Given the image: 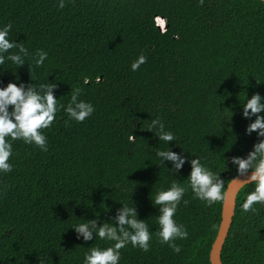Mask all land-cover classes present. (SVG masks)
Here are the masks:
<instances>
[{
    "label": "trees",
    "instance_id": "obj_1",
    "mask_svg": "<svg viewBox=\"0 0 264 264\" xmlns=\"http://www.w3.org/2000/svg\"><path fill=\"white\" fill-rule=\"evenodd\" d=\"M7 23L12 39L48 59L40 68L6 62L0 86L17 77L26 85L55 82L65 107L79 88L95 111L76 123L61 109L42 130L47 151L13 142V170L0 174V264H82L86 247L107 245L85 243L71 227L94 213L107 222L120 203L133 202L153 236L147 253L131 244L121 249L120 264H211L223 201L208 206L189 188L174 217L188 232L175 241L180 253L156 235L151 199L173 179L187 187L190 165L173 176L171 163L156 156L167 145L148 128L159 117L177 137L170 149L201 157L226 190L237 175L231 157L246 156L258 142L245 134L240 103L264 96V2L65 0L60 9L58 0H0V25ZM141 54L146 62L132 71ZM253 187L238 193L224 264H264V205L241 211Z\"/></svg>",
    "mask_w": 264,
    "mask_h": 264
},
{
    "label": "clouds",
    "instance_id": "obj_2",
    "mask_svg": "<svg viewBox=\"0 0 264 264\" xmlns=\"http://www.w3.org/2000/svg\"><path fill=\"white\" fill-rule=\"evenodd\" d=\"M203 0H201V3ZM58 7H65V0H58ZM157 24L166 28V21L157 17ZM12 24L0 25V68L6 62L21 68L25 65L40 68L48 59V53L43 49L36 50L35 54L29 52L22 43L12 39L10 32ZM15 49V51H12ZM31 57L32 64H26V59ZM147 57L141 54L132 64V71L139 69L145 63ZM87 83V81H85ZM57 84L46 82L36 85L25 84L17 77L16 82H9L0 86V174L6 175L13 170L10 157L13 155V142L22 140L26 145H35L41 151L48 150L47 137L42 130L49 129L61 109L71 121L82 123L92 116L95 107L92 103L79 99L81 89L72 90L71 99L67 106L59 103L55 92ZM242 106L241 116L249 121L245 128V134L251 136L256 134L258 142L252 145V149L246 156H233L230 163L236 168L237 177L232 180L242 189L245 185H253V189L245 195L241 204L242 212H255L253 207L256 204L264 205V96L254 93L249 98L246 96ZM230 111V110H229ZM231 112V117L233 112ZM231 119V118H230ZM149 132H155L159 142L167 145L166 150H159L156 156L164 164L171 163L168 171L179 173L185 163L190 165V173L185 179L187 187L173 179L167 187L158 190L151 199L154 208L158 210L156 217L159 226L156 235L160 243L166 244L174 253H180L181 247L175 243L177 239L184 240L188 232L183 225L178 224L174 219L179 205L183 202L186 191L190 188L194 198L206 202L208 206L224 201L227 192L220 172H215L201 157L187 158L183 152H174L170 149V142L177 140L175 134L166 130L165 124L157 117L151 121ZM133 139V137H130ZM227 160H224L226 169ZM250 173V174H249ZM245 177V179H240ZM122 206L116 209V215L109 221H99V214L94 219H83L84 222L71 227L76 233L77 239H83L87 243L92 240H99L107 246L86 247L82 264H120L121 249L129 244L133 248H139L147 253L150 250V241L153 233L145 220L138 218L134 202L132 206L120 203Z\"/></svg>",
    "mask_w": 264,
    "mask_h": 264
},
{
    "label": "water",
    "instance_id": "obj_3",
    "mask_svg": "<svg viewBox=\"0 0 264 264\" xmlns=\"http://www.w3.org/2000/svg\"><path fill=\"white\" fill-rule=\"evenodd\" d=\"M262 1L264 2V0ZM235 177H237V175ZM232 179L226 188L227 196L222 205L219 230L210 250L211 264H224L222 261V251L229 235L234 215L236 213L237 196L241 191L240 186L237 185ZM240 179L243 180L245 177H240Z\"/></svg>",
    "mask_w": 264,
    "mask_h": 264
}]
</instances>
